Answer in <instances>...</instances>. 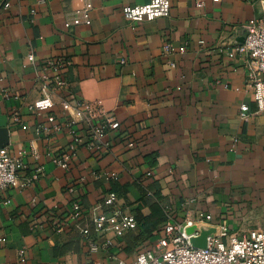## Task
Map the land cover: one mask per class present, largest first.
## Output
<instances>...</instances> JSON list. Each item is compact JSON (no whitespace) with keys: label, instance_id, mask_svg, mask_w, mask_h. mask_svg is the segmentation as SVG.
Masks as SVG:
<instances>
[{"label":"crops","instance_id":"1","mask_svg":"<svg viewBox=\"0 0 264 264\" xmlns=\"http://www.w3.org/2000/svg\"><path fill=\"white\" fill-rule=\"evenodd\" d=\"M149 2L0 0V148L26 164L23 184L38 166L45 173L0 194L1 264H19L22 248L25 264L132 263L169 219L200 215L233 233L264 231V113L238 116L243 104L256 111L238 49L264 1L171 0L168 18H124L125 7ZM60 59L72 63L58 71L66 86L53 92V108L31 111L42 77L55 76L49 63ZM64 101L103 103L121 125L105 138L109 150H90V131L79 125L84 144L71 157ZM61 156L67 168L53 163ZM109 193L139 228L120 241L106 236L90 254L71 206L87 212Z\"/></svg>","mask_w":264,"mask_h":264},{"label":"built area","instance_id":"2","mask_svg":"<svg viewBox=\"0 0 264 264\" xmlns=\"http://www.w3.org/2000/svg\"><path fill=\"white\" fill-rule=\"evenodd\" d=\"M80 1V0H76ZM219 2L221 0H214ZM252 3L255 0H243ZM264 1V0H261ZM92 9L90 3L86 4L85 12ZM171 0H150L148 4L140 6H128L122 11L124 18L133 23L154 21L168 18L171 14ZM79 19L67 27L79 26ZM90 25V21H87ZM245 41L238 51L244 54L246 66L249 70L247 91L250 92L256 104V111L252 113L248 105L243 104L239 109V118L242 121H250L254 115L264 113V15L251 21L245 26ZM171 46L165 45L164 50H171ZM29 60L34 61L30 55ZM55 76H44L41 79L42 94L40 99L29 106L34 112L47 111L54 107L53 92L64 88L66 83L58 74L59 69H64L72 63L63 59L49 63ZM64 110L70 114V120L66 126L72 142L69 145L71 157L76 155L79 146L84 144L85 136L77 128L79 125L88 127L90 131V143L88 147L95 153L109 150L110 143L105 141L110 131H119L121 125L115 117H107L101 101L84 103L74 106L64 101ZM50 123H55V118H49ZM56 131H62V125H55ZM132 146V145H131ZM130 146V147H131ZM69 157L54 158L53 163L62 168L68 167ZM26 164L21 158L12 157L7 148H0V194L9 189H17L27 184L31 185L44 176V168L38 166L31 177L23 184L21 172ZM151 173H148L150 176ZM74 190L71 189V192ZM9 201L5 202L8 205ZM70 219L80 227V234L86 241L90 254L98 253L103 244L100 243L108 235L114 239L122 240L127 234L135 232L139 223L125 205L121 204L115 193H109L103 201L87 212L78 202L71 206ZM211 215H200L187 218L184 222H175L169 219L163 234L151 242V247L137 255L132 263L125 260H117V264H264V231H251L247 234H238L230 231L225 224L215 225ZM207 225V229L214 232L207 237L204 247H196L194 240L201 237L202 229L199 224ZM4 239L0 238V245ZM108 243V242H107ZM28 259L26 248L18 252V263L25 264ZM1 264V263H0ZM81 264H96L88 260Z\"/></svg>","mask_w":264,"mask_h":264},{"label":"water","instance_id":"3","mask_svg":"<svg viewBox=\"0 0 264 264\" xmlns=\"http://www.w3.org/2000/svg\"><path fill=\"white\" fill-rule=\"evenodd\" d=\"M214 230H202L201 237L193 241L194 246L204 247L206 245L207 237L210 236Z\"/></svg>","mask_w":264,"mask_h":264},{"label":"trees","instance_id":"4","mask_svg":"<svg viewBox=\"0 0 264 264\" xmlns=\"http://www.w3.org/2000/svg\"><path fill=\"white\" fill-rule=\"evenodd\" d=\"M138 221V220H137ZM139 223V222H138ZM131 233H133V232H131ZM131 233H129V234H131ZM129 234H127L126 236H128Z\"/></svg>","mask_w":264,"mask_h":264}]
</instances>
